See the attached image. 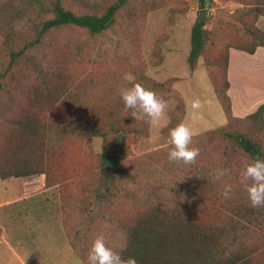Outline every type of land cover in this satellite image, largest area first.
Returning <instances> with one entry per match:
<instances>
[{"label": "trees", "instance_id": "obj_1", "mask_svg": "<svg viewBox=\"0 0 264 264\" xmlns=\"http://www.w3.org/2000/svg\"><path fill=\"white\" fill-rule=\"evenodd\" d=\"M129 1L0 0V177L45 174L46 188L59 186L64 232L83 264L100 234L118 250L126 241L122 256L138 264H264V207H252L239 184L249 157L264 158V105L237 116L229 93L231 49L264 47L257 26L264 0H235L244 4V29L213 27L206 11L192 25L189 68L194 73L204 61L227 124L193 136L200 151L191 165L169 162V146L128 152L130 136L148 133L149 124L124 106V74L168 101L179 124L186 103L176 79L157 81L146 75L142 54L133 65L114 50L85 67L84 55L57 39L70 28L107 33ZM216 168L228 172L216 180ZM225 183L235 187L229 199L221 195Z\"/></svg>", "mask_w": 264, "mask_h": 264}, {"label": "rangeland", "instance_id": "obj_2", "mask_svg": "<svg viewBox=\"0 0 264 264\" xmlns=\"http://www.w3.org/2000/svg\"><path fill=\"white\" fill-rule=\"evenodd\" d=\"M243 7V3L235 0H130L107 33L95 37L84 29L70 28L60 31L57 39L67 43V51L84 55L85 67H91L99 56L104 57L99 62L116 56L112 50L124 52L122 58L128 56L133 65L142 54L147 76L157 81L176 79L175 87L186 103L181 122L189 123L197 135L225 126L227 117L204 61H200L194 73L189 68L192 25L198 13L206 11L213 27L225 22L231 24V29L235 26L244 29L238 22V11ZM257 26L264 31V16H260ZM2 42L0 35V49ZM46 43L40 51L48 47L49 41ZM235 62L233 71H236ZM18 75L22 77L21 70ZM253 76L252 89H263L264 74ZM232 81L233 99L237 98L238 86L234 74ZM114 82L121 84L122 79L114 78ZM194 104L198 106L193 107ZM172 116L167 111L168 123L157 136L150 129L146 134L130 136L129 156H141L169 146L168 127L170 123L171 127L177 125V118L174 120ZM94 147L97 152L103 151V139L95 138ZM42 175L44 179L41 175L7 180L0 177V264H83L64 232L59 186L46 188V175Z\"/></svg>", "mask_w": 264, "mask_h": 264}, {"label": "clouds", "instance_id": "obj_3", "mask_svg": "<svg viewBox=\"0 0 264 264\" xmlns=\"http://www.w3.org/2000/svg\"><path fill=\"white\" fill-rule=\"evenodd\" d=\"M125 85L119 89L120 97L124 106L132 110V116L147 117L150 132L153 136L159 135L160 131L167 125V111L169 103L151 88L136 82V77L132 72H127L123 76ZM198 105L194 104L193 107ZM194 130L189 123L182 121L175 127L169 128V145L167 159L171 163L193 164L199 156V149L191 147ZM228 169L216 168L213 175L216 180H220L226 175ZM239 184L247 193L248 201L254 208L264 207V158L249 157L244 163L241 171ZM235 191L232 184L225 183L221 195L225 199L231 198ZM127 248L125 241L116 247L109 245L103 234L97 235L92 241L87 255V264H138L135 257L129 256L125 259L122 252Z\"/></svg>", "mask_w": 264, "mask_h": 264}, {"label": "crops", "instance_id": "obj_4", "mask_svg": "<svg viewBox=\"0 0 264 264\" xmlns=\"http://www.w3.org/2000/svg\"><path fill=\"white\" fill-rule=\"evenodd\" d=\"M235 64L233 71L232 64ZM264 74V47H259L255 53L250 54L242 50L231 49V61L229 68V79L231 87L229 90L232 96L233 81L232 74H234L238 81L236 92L237 98H233V109L236 115L244 117L250 113L255 112L260 105H264V88L252 89L255 85L254 74ZM253 86V87H251ZM41 178L45 177L41 175Z\"/></svg>", "mask_w": 264, "mask_h": 264}]
</instances>
